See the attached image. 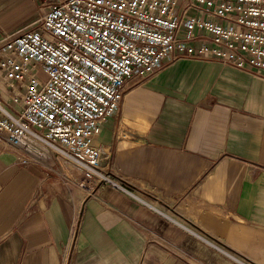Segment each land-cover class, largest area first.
Wrapping results in <instances>:
<instances>
[{"label": "crops", "instance_id": "obj_1", "mask_svg": "<svg viewBox=\"0 0 264 264\" xmlns=\"http://www.w3.org/2000/svg\"><path fill=\"white\" fill-rule=\"evenodd\" d=\"M42 2L0 0V41ZM93 145L134 196L0 139V264H264V80L188 59L134 76Z\"/></svg>", "mask_w": 264, "mask_h": 264}, {"label": "built area", "instance_id": "obj_2", "mask_svg": "<svg viewBox=\"0 0 264 264\" xmlns=\"http://www.w3.org/2000/svg\"><path fill=\"white\" fill-rule=\"evenodd\" d=\"M44 12L0 41V139L22 164L57 162L97 190L129 187L93 145L120 111L128 79L181 59L264 80V0H43ZM71 170V175L67 172Z\"/></svg>", "mask_w": 264, "mask_h": 264}, {"label": "bare ground", "instance_id": "obj_3", "mask_svg": "<svg viewBox=\"0 0 264 264\" xmlns=\"http://www.w3.org/2000/svg\"><path fill=\"white\" fill-rule=\"evenodd\" d=\"M67 172L71 175V170L70 169Z\"/></svg>", "mask_w": 264, "mask_h": 264}, {"label": "rangeland", "instance_id": "obj_4", "mask_svg": "<svg viewBox=\"0 0 264 264\" xmlns=\"http://www.w3.org/2000/svg\"><path fill=\"white\" fill-rule=\"evenodd\" d=\"M60 170H61V168H60ZM61 172H63V170H61Z\"/></svg>", "mask_w": 264, "mask_h": 264}]
</instances>
